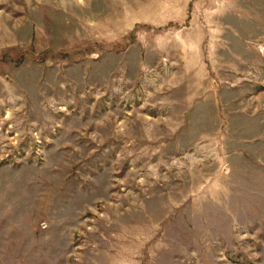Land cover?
Masks as SVG:
<instances>
[{
    "label": "rangeland",
    "instance_id": "1",
    "mask_svg": "<svg viewBox=\"0 0 264 264\" xmlns=\"http://www.w3.org/2000/svg\"><path fill=\"white\" fill-rule=\"evenodd\" d=\"M0 264H264V0H0Z\"/></svg>",
    "mask_w": 264,
    "mask_h": 264
}]
</instances>
